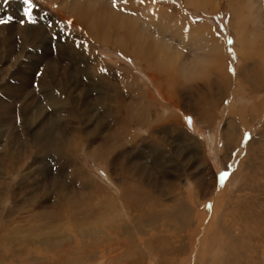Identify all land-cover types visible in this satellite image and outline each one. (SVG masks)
<instances>
[{
  "label": "rangeland",
  "instance_id": "1",
  "mask_svg": "<svg viewBox=\"0 0 264 264\" xmlns=\"http://www.w3.org/2000/svg\"><path fill=\"white\" fill-rule=\"evenodd\" d=\"M122 1L117 0L118 16L120 7L125 9L131 2ZM149 1L154 7L169 12L173 23L165 20L160 24L158 32L162 37L145 29L135 35L149 53L158 56L169 53L170 57L164 60L169 63L166 69L155 67L150 60H138L134 50L123 53L119 47L91 39L88 33H94L93 22L102 20L106 8L75 0L72 3L75 10L70 16L59 0H33L35 23L25 19L21 24L19 21L24 17L20 0H9L6 4L0 0V18L13 17L9 23L0 25V157L9 159L0 164V201L11 205L7 200L11 197L7 196L5 179L10 180L12 186L18 184L24 188L16 196L22 216L30 209L29 203L38 198L35 181L42 180V176L37 175L42 166L35 165L36 154L35 158L33 154L26 155L20 146L31 137L24 135L18 139L16 132L36 126L42 133L47 128L40 119L52 113L54 119L49 127L62 126V130L55 129V140L66 133L67 139L79 140L80 137L87 142L83 145L79 142L78 147L66 151L67 160H74L82 176H78L73 166L63 168L57 148L38 154L47 168L44 167L43 180L49 181L45 187L51 185L55 190L64 180L72 192H78L79 187L82 192L90 190L79 184L85 180L90 182L91 189L100 185L107 196H116L112 212L120 223L128 225V236L118 233L116 226L115 236L103 241L109 245L118 238L116 251L121 249L122 239L131 241L128 237L132 235H135L133 241L138 237L140 246H148L152 238L157 239L152 233L161 228L172 231L179 206L188 208L195 212L196 223L192 224L191 218L186 219L179 239L189 236L183 242L205 244V249L198 256L200 249L191 245L190 254L183 257L182 264H197V260L203 264L211 255H223L233 237L246 234L245 240L249 241L258 238L259 232L264 230V221L249 224L253 216L264 215V168L258 169L260 165L264 167V71L247 65V58L241 57L244 64H240V55L234 48L236 33L231 5L235 9L239 7L232 4V0L216 3L210 0L214 5L209 11L205 10V0ZM105 3L110 5L112 0ZM259 8L263 22L264 3L260 2ZM126 20L129 28H136L135 17L127 16ZM69 21L73 22L67 23ZM190 25L210 27L222 42V67L230 75L228 81L214 80L213 75L203 73L194 50H199L200 44L189 32ZM259 26L264 29L262 24ZM159 60L155 59V63L160 64ZM229 66L235 73L243 67L234 77ZM210 78L214 81L207 87L206 81ZM100 84L104 87L103 94L109 93L110 99L98 102L93 95ZM143 106L150 107L151 114H138V107ZM114 108H118L116 116L105 113ZM27 111L29 120L24 118ZM186 116L192 118L191 128L185 121ZM96 125L98 128L94 127ZM227 127L233 131L228 144L223 146ZM245 133L249 134L247 140ZM91 147L94 148L92 153ZM10 167L14 174L7 175ZM222 172L228 175L221 182ZM136 193L142 194H138L142 205H134ZM179 195L183 198L177 203L174 197ZM152 197L170 207L171 216L164 218L163 223L158 220L155 223L153 218L143 222L151 217L141 213H145V206ZM197 213L202 215L200 220ZM90 224L92 231L89 226L85 228L88 223H84L82 231L67 232L65 238L55 234L44 242L57 247L79 241L93 242L96 231L93 223ZM184 230H187L185 234ZM177 234L165 242L173 243ZM248 245H237L233 255L224 259L264 264L261 260L264 247ZM236 255L238 257L233 258ZM128 258L135 260L137 255ZM101 263L105 264L106 258ZM216 264H220V260Z\"/></svg>",
  "mask_w": 264,
  "mask_h": 264
},
{
  "label": "bare ground",
  "instance_id": "2",
  "mask_svg": "<svg viewBox=\"0 0 264 264\" xmlns=\"http://www.w3.org/2000/svg\"><path fill=\"white\" fill-rule=\"evenodd\" d=\"M59 1L61 2L63 8L67 10V14L72 16L71 13L73 12V10H75L74 4L72 3L75 0ZM86 2L88 3V6L93 5L95 6V8H106L105 13L102 15V20L95 21V23L93 22L94 33H88L89 36L91 35L92 40L95 39L102 44L119 47L123 53L127 54L134 50V54L138 60H150L155 67H162L163 69L169 67V63L164 62L167 57H170L169 53L167 55H163L161 53L160 56L149 53L135 35L136 32L140 33L141 29H145L146 32L147 30L148 32L153 31L158 33L159 36L162 37L163 34L158 32L160 29V24L165 20L170 21V24L173 23L171 21V15L169 14V12L154 7L153 5H151L149 0H145L144 3H140L139 0H131L129 4H125V9L124 7L122 8L120 6V10L117 8L119 11H121L118 12L120 15L118 16V14H116V7H113L112 3L110 5H106L105 0H86ZM216 2H218V0H215V3ZM260 2L264 3V0H242V3H244L245 5V7H242L241 5L243 4L241 3V0H232V4L237 5L239 7L238 9H235L233 5H230L234 9L231 14L232 17H234L233 21L235 24L236 33L234 40L236 46L234 48L236 51L238 50V53L240 55V64H244V59H241V57L247 58V65H249L253 69H257L258 71L262 69L261 72H263L264 29L260 27L259 24H262L264 26V21L262 22L261 18L259 17L262 15L258 11L260 9ZM213 5L214 4H211L210 0H205L204 6L206 11H209ZM256 5L258 7H256ZM127 16L135 17L137 19L136 23L134 22L135 24H137L136 28L134 27L135 29L133 28L132 30L131 28H129L128 21L126 20ZM73 18L74 17H72V19ZM189 32L195 39V42L197 41L200 44V49L194 50L195 56L198 59L197 62H199L203 73H209L211 76L213 75L214 80L216 78L222 81H226L227 79H229L230 75L227 74L224 71L225 69L222 67L224 58V55L222 53V42L217 39V35L214 33V31L210 27H205V25H190ZM149 34L150 33H148V35ZM86 35L83 36L84 39L87 37ZM153 39H155V37H153ZM145 44V46H148V42ZM155 59L162 60H159L160 64H156ZM242 67L243 66H241L239 69H236L234 77H236L240 73ZM214 80H212V78L207 80L206 86L209 87V84H211ZM103 88V84H100V86L98 85L96 88L97 91L93 95L94 99H96V101L98 102L105 99H110L109 93H106L108 96H106V94H103ZM157 94L161 98L159 91L157 92ZM168 105H171L173 108L175 107L174 104ZM149 108L146 109L144 106L138 107V114H143V116L151 114V112H149ZM116 111L118 112V108L110 109V111H105V113H107V115H110V113H112L116 116ZM28 112L29 111L24 113V118L27 120L30 119ZM39 114L40 113H38V116ZM102 114H104L103 111ZM53 119L54 114L52 113H49L48 116L41 117L40 123L46 125L47 128L42 133L38 131V127L36 126L32 130L30 129V127H26L22 129V131L16 132L17 134H19L17 135L18 139L19 137L22 138L24 135H29L31 137L29 141L24 140L21 145L18 141L14 142L25 149H23V151H25L26 155L33 154L35 158L36 154V158L34 159L35 165L42 166L38 169L37 175L42 176V180L35 181V184L38 186V198L32 200V202L29 203L31 207L26 214H23V216L18 209L20 207L19 201L16 200V196L19 194V192L24 190L23 186L21 187V185L18 184L12 186L10 185V180H4V185L6 184L5 190L7 189L9 193L7 196L11 197H7V200L11 205L5 204L3 201H0V264H103L101 262L104 258H106L105 264H116V262H118V264H143L144 262L145 264H182L183 257L190 254V249L192 248L191 245L200 249V251L198 252V256H200V254L204 252L205 244L188 245L187 243L191 241L188 240L186 242H183L187 240V237H189L184 235L182 236L183 239H179L180 234L183 232L180 231L182 230L186 219L191 218V223L194 224L195 212L183 206H179L178 208V206L175 204L174 209L178 208V214L177 221L175 224H173L175 226L173 227L172 231L161 228L157 232L152 233V235L157 239L154 240L152 238L153 241L148 246H140L138 244L140 243L138 241V237H136V241H133L135 235L128 237L131 238V241L122 239L123 243H121L120 250L116 251V240H118V238L114 239V243L105 245L103 242L104 238L114 237L116 234V226L118 229V233H121L123 236L125 234L126 237L128 236V225L126 223H120V219L118 218V216H116V213L112 212L114 203L116 204V196L114 198L107 196L106 190L100 185V187L97 185V188L100 191L97 188L91 189V187H89L90 182L86 183L84 182L85 180L83 182L80 181L79 183L83 187L85 186L87 189L90 188V190L87 191L83 189L85 193L84 191L81 192L82 189L80 187V190L78 192L75 190L74 192H72L69 189L68 184L66 183L67 181L65 182L64 180L59 185V188L55 190H53L54 188L51 185H47V187H45V185L48 184L46 182L49 181L43 180V175L46 172L44 171V167L45 169L47 168L46 166H44V159L38 157V154L43 151H48V149L52 150L54 148H57V152H60L59 156L62 159L63 168L66 170L67 167L73 166L74 169L78 171L79 176V174L82 173V171H80L81 168L79 166H75L74 160L72 158L71 160H67L68 157L66 156V151L68 149L72 150L74 147H78L79 142L80 145H83L87 142V139H80V137L78 136L77 137L79 138V140L67 139L66 133L62 134L61 139L59 138L58 140H55L53 138L57 132L55 129L59 128V130H62V126H56L54 128L49 127V124L52 123ZM99 123L101 124L102 121H99ZM111 126L112 125L109 124L110 129ZM94 127L98 128L97 125ZM232 131L233 130L231 127H227V130L224 133V140L222 143L223 146L228 144L230 137L229 135ZM92 141L93 138L90 140V142ZM42 144L45 145L47 149L44 148ZM153 147L155 148V146ZM89 150L90 153H92L94 148L91 147V149ZM7 158L6 156H1L0 164L3 162L6 163L9 160ZM67 161L71 162V164H68ZM46 164H48V162H46ZM263 168V165L258 166V169L260 170H262ZM12 169V167L9 168V170L7 171V175H9L11 172L12 174H14V170ZM82 174H80V176H82ZM262 174L263 173L261 172L260 176ZM30 177H33V175H31ZM33 179L35 180V177ZM20 181L23 182V180ZM49 190H51V193H49ZM168 190H171V187H168ZM136 194L138 195L139 193ZM126 195L127 194H124L123 196ZM138 196L135 195L134 197L135 206H139L141 204V198L140 196ZM230 196L235 197L237 196V194H230ZM5 197H3V199ZM129 197H131V195H128V198ZM182 198V195H179L178 198L174 197L175 202L177 203H180ZM145 207V210L142 208L145 213L141 214H143V216L149 215L151 217H149L147 220H143V222H150L151 218H153L155 223H158L157 220L160 223H163L164 218L168 219L171 216V211L168 203H162L158 198L153 199L152 197L149 204ZM197 214L198 220H200V217H202V215L200 213ZM260 221H264V215L260 217L253 216L252 221L249 224H257ZM90 222L93 223L94 229L96 231V240L93 242L79 241V243L77 244L64 245L63 247H61V244L60 247H57L52 246L50 243L44 242V240H49L55 234L62 235L65 238L67 232L82 231L84 223H88L85 228L89 226V230L92 231L93 226L90 224ZM66 226L68 228H66ZM235 228H237L236 225L234 229ZM186 232L187 230H184V234ZM175 234L177 235L173 243L165 242V240H168V238H172L173 236H175ZM245 239H247L246 234L240 235L238 238L233 237L232 239H230L232 243H230L229 246L226 245L227 247L223 255L219 253L215 256L211 255L210 257H208L206 262H203V264H216L219 260L220 264H232V261H234L235 264H244L240 260L235 261L234 259H232L231 261H228L224 258L226 256L231 257L235 251V247L243 243H245V245H248L249 242L248 246L250 247H264V230L259 232L258 238H255L253 240L249 239V241ZM108 240L109 239H107V241ZM263 252L264 249L261 251V253ZM132 255H137V258L135 260L129 259L128 256ZM235 257H238V255L234 256L233 258ZM261 260L264 261V258ZM197 262V264H199L201 261L199 262L197 260ZM250 263L254 264L252 260L250 261Z\"/></svg>",
  "mask_w": 264,
  "mask_h": 264
},
{
  "label": "snow or ice",
  "instance_id": "3",
  "mask_svg": "<svg viewBox=\"0 0 264 264\" xmlns=\"http://www.w3.org/2000/svg\"><path fill=\"white\" fill-rule=\"evenodd\" d=\"M9 0H3V3H8ZM126 2V0H125ZM140 3H144L145 0H139ZM153 3H155V0H152ZM20 3L22 5V14H23V17L19 22L21 24H23L25 22V19H27L29 22L31 23H35V20L33 19V16H32V13H33V9L36 7V5L34 4L33 0H20ZM112 6L113 7H116L117 6V0H112ZM13 17L11 16H8L7 18H0V25H3V24H7L9 23L10 20H12ZM67 23H71L70 21L67 22ZM229 44L232 43L231 40L228 41ZM77 47H80L79 44H77ZM229 51L231 52L232 50L229 49ZM235 58V57H234ZM229 72H232L233 74L235 73V69L232 68L231 66H229ZM100 71H105V69H101ZM37 75H40V73L38 72ZM185 121L188 125L189 128L192 127V118L191 117H185ZM245 136V140L249 139V134L248 133H245L244 134ZM227 172H222L220 173V180L221 182L225 179V177L227 176Z\"/></svg>",
  "mask_w": 264,
  "mask_h": 264
}]
</instances>
